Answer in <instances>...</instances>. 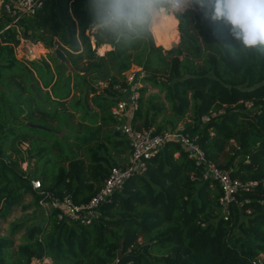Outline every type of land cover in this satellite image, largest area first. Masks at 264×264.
I'll return each mask as SVG.
<instances>
[{"label":"trees","instance_id":"trees-1","mask_svg":"<svg viewBox=\"0 0 264 264\" xmlns=\"http://www.w3.org/2000/svg\"><path fill=\"white\" fill-rule=\"evenodd\" d=\"M170 19L179 39L166 49L152 34L128 46L99 38L89 30L87 0H45L1 33L0 222L17 205L25 209L65 194L86 202L113 166L127 163L130 145L115 129L120 119L111 108L129 85L125 73L132 66L140 68L133 126L177 129L188 113L181 130L195 137L206 157L233 177L257 183L238 191L224 211L218 184L203 179L186 146L169 138L90 222L58 219L61 206H50L32 223L12 221L9 235L0 233V264L45 256L52 264H253L264 254V56L229 51L222 42H236L228 29L198 7ZM20 37L60 46L71 72L53 52L17 58ZM103 44L109 48L98 51ZM99 81L105 84L90 96L89 109L83 90ZM63 127L68 131L58 135ZM27 193L32 199L22 203ZM21 230L13 251L12 237Z\"/></svg>","mask_w":264,"mask_h":264},{"label":"built area","instance_id":"built-area-1","mask_svg":"<svg viewBox=\"0 0 264 264\" xmlns=\"http://www.w3.org/2000/svg\"><path fill=\"white\" fill-rule=\"evenodd\" d=\"M45 0H0V27L1 33L12 24H15L18 17L23 14H33ZM8 16V19L5 18ZM25 37H20V39ZM27 39V38H25ZM29 42V39H27ZM140 69V68H139ZM139 71V70H137ZM136 71L128 78V86L121 87V94L117 103L111 108V114L120 119V123L115 125V129L120 130L130 145V155L128 161L123 166H113L103 179L99 190L86 202L75 203L68 194L62 198H53L49 206H61L57 212V218L64 217L79 219L83 222H90L98 215L99 205L107 200L111 194L122 187L124 181L132 174L145 170V158L152 155L169 138L180 140L188 150V156L195 160L201 167V177L210 179L218 184L221 193L219 202L224 211L228 205L236 200V194L240 190H246L256 184L255 180H241L233 177L228 168L219 166L216 162L208 159L204 150L195 141V137L188 132H183L182 127L177 129H164L156 132L153 127L137 128L132 125L131 118L134 110L138 106L139 92L136 89L138 82H132ZM208 119V116H203ZM34 188L39 186V180L33 179ZM43 203V202H42ZM45 204V203H44ZM259 259H254L253 264H260Z\"/></svg>","mask_w":264,"mask_h":264},{"label":"clouds","instance_id":"clouds-1","mask_svg":"<svg viewBox=\"0 0 264 264\" xmlns=\"http://www.w3.org/2000/svg\"><path fill=\"white\" fill-rule=\"evenodd\" d=\"M198 7L205 18L222 22L235 45L229 51L245 58L264 56V0H87L90 25L99 38L128 46L147 39L158 18Z\"/></svg>","mask_w":264,"mask_h":264},{"label":"rangeland","instance_id":"rangeland-1","mask_svg":"<svg viewBox=\"0 0 264 264\" xmlns=\"http://www.w3.org/2000/svg\"><path fill=\"white\" fill-rule=\"evenodd\" d=\"M167 34L170 38H172L174 36V43H172L169 47H166L164 46L163 44H161V41L157 38V34ZM152 36H153V39L156 43L158 44H161V46L166 49V48H170L172 46H175L177 45V41L179 39V31L177 33L176 29H175V24L173 22H171V19H170V14H164V15H161L157 22L155 23V26H154V29L152 31ZM94 39H93V36H92V44L94 45L93 43ZM31 43L32 44H35L37 46V44H39V48L42 49V51L40 52H36L33 50V53L31 51L32 47H31ZM104 45V44H103ZM102 46V45H101ZM99 46L97 49L98 51L102 52L103 50L109 48V45L107 46H104V47H101ZM53 52V48H49V47H46L43 45V43L41 42H29L27 39L25 38H22L20 39V41L15 45V55L17 58L21 59V60H26V59H40L42 57H48L49 58V54ZM58 59V58H57ZM59 61V59H58ZM50 64L51 66L53 67L54 65V61H51L50 60ZM72 70V67H68L67 66V69H65V72L68 73V72H71ZM137 70L140 71L139 67L137 66H132V68L128 71H126V76L127 78H130V76L136 71L135 75L137 74ZM56 74V73H55ZM133 83L134 82H138L140 84L139 81H135L133 80L132 81ZM105 82H102V81H99V82H96V83H88V86H86L83 90V93H82V98L84 100V102L87 104L88 108L91 109V100H90V96L94 93V92H98L99 90L102 89V87L104 86ZM138 84V85H139ZM148 92H156V89L155 88H152V87H149L148 88ZM79 95V91H76L72 94V97L73 96H78ZM160 95L162 96V93H160ZM68 109L69 110H72L69 106H68ZM169 113V110L166 111V114ZM79 112L76 111L74 112V116H73V122H77L79 120ZM183 120H189V114L187 113L184 117ZM183 120H180L178 121L177 123V126L178 127H182L184 122ZM162 119L160 116H157L156 117V122H161ZM52 124H56L55 122H52ZM46 126V125H44ZM68 131V129L66 127H63L61 130L57 131L56 133L58 135H61L63 132H66ZM26 146V143H23L22 144V147H25ZM27 166V163L26 162H22V167H26ZM32 199V196L27 193L25 196H24V199L22 201V203H26L28 202L29 200ZM45 203V204H44ZM42 205H34L32 204L31 206L25 208V209H22L20 205H17L13 208L11 214L5 219V220H2L0 222V233L1 234H4V235H9V227H10V223L12 221H26L25 224H28V223H32L34 221H36L38 218H41L42 215L44 213H46L49 209V202H43L41 203ZM22 230L21 231H18L17 233H15V235L12 237L13 238V245H12V249L13 251L16 249V246L17 244L20 242L21 238H22ZM264 258V254H261L260 257H259V262H261V260ZM29 264H52V260L49 256H45V257H42V258H35L33 257L30 261Z\"/></svg>","mask_w":264,"mask_h":264},{"label":"water","instance_id":"water-1","mask_svg":"<svg viewBox=\"0 0 264 264\" xmlns=\"http://www.w3.org/2000/svg\"><path fill=\"white\" fill-rule=\"evenodd\" d=\"M53 53L56 55V57L59 59V62L66 64L68 67H71V62L64 52V50L60 46H55L53 48ZM28 125L34 126V127H43L42 124L35 123V122H28Z\"/></svg>","mask_w":264,"mask_h":264},{"label":"bare ground","instance_id":"bare-ground-1","mask_svg":"<svg viewBox=\"0 0 264 264\" xmlns=\"http://www.w3.org/2000/svg\"><path fill=\"white\" fill-rule=\"evenodd\" d=\"M157 38L161 41V44H163L164 46L166 47H169L172 43H174V36L172 38H170L167 34H157L156 35ZM39 44H37V46L35 44H32L31 43V51L33 53V50L36 51V52H40L42 51L41 48H39L38 46ZM104 46H107V45H102L101 47H104Z\"/></svg>","mask_w":264,"mask_h":264},{"label":"crops","instance_id":"crops-1","mask_svg":"<svg viewBox=\"0 0 264 264\" xmlns=\"http://www.w3.org/2000/svg\"><path fill=\"white\" fill-rule=\"evenodd\" d=\"M104 45H108V44H104Z\"/></svg>","mask_w":264,"mask_h":264}]
</instances>
